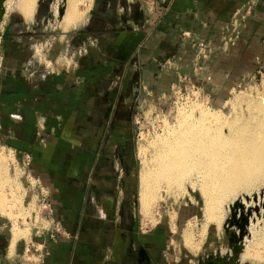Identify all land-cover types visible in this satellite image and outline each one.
Wrapping results in <instances>:
<instances>
[{
    "label": "rangeland",
    "instance_id": "374dc122",
    "mask_svg": "<svg viewBox=\"0 0 264 264\" xmlns=\"http://www.w3.org/2000/svg\"><path fill=\"white\" fill-rule=\"evenodd\" d=\"M246 1L230 12L228 21L218 28L212 41L198 32L176 31L184 38L181 42H185L181 52L193 56L192 63H184L181 58L182 64L176 62L165 69V83L160 85L154 82L163 73L159 68L160 58L144 64L143 54L151 48L147 31L151 33L150 27L155 28L163 9L173 6L172 0H106L113 6L107 9L108 19L99 20L96 25L92 23L85 30L81 27L89 23L94 0L79 1L80 16L74 19L77 22H65L67 0H37L31 17L9 6L15 0L0 5L3 14L0 15V68H8L10 72L14 68L34 67L38 71L51 70L57 54H95L89 55L92 71L85 72L89 84L86 94L97 97L95 104L79 103V108L85 110L84 117L77 118L79 122L74 127L67 125V130L78 132L70 136L74 140L72 144L80 143L82 148L89 145L100 153L91 174L102 185L100 195L84 216L82 209L77 216L69 213L62 216L52 203L51 190L32 168V152L19 148V141L25 135L10 134L0 119V184L3 186L0 196L7 198V203L0 205V264H44L47 251L55 248L50 240L74 245L116 242L118 229L122 238L132 242L131 257L124 264L257 263L244 255L250 243L253 244L254 233L264 226V183L226 196L221 202L219 221L208 227L203 212L204 197L195 183L192 186L185 181L179 186L178 182H171L169 188L158 189L146 207L141 202L147 167L168 149L170 132L183 110H195L198 114V107L203 106L226 114L234 106V95L263 96L264 22L257 26L259 34L248 33L249 20L258 1ZM146 20L149 23L144 26ZM240 41L246 47L245 52L250 47L253 50L246 55V66L251 71L234 78L231 69L225 77L220 72L229 63L221 64L220 70L209 71L214 54L228 51ZM175 55L176 52L172 58ZM70 60L65 56L64 62ZM190 65L192 68L180 70ZM15 72H18L16 79L26 78L24 71ZM30 90L27 89V94ZM38 95L44 96L41 92ZM190 105L195 109H190ZM105 198L115 204L116 219L105 214L100 204ZM67 206L68 203L64 208L68 209ZM10 241L18 242L12 254ZM109 249L104 255L110 261ZM70 250L66 246L62 252L77 254L75 249ZM99 254L95 261L101 260ZM91 261L86 264H93Z\"/></svg>",
    "mask_w": 264,
    "mask_h": 264
},
{
    "label": "crops",
    "instance_id": "0c3cea01",
    "mask_svg": "<svg viewBox=\"0 0 264 264\" xmlns=\"http://www.w3.org/2000/svg\"><path fill=\"white\" fill-rule=\"evenodd\" d=\"M245 1L172 0L173 6L163 9L161 16L158 17L159 21H156L155 28L151 26V33L147 31V42L151 48L147 54L146 52L143 54V62L145 64L151 59L157 61L160 58L161 67L159 68L163 71L158 75L157 80L154 79V82L158 85L161 82L164 84L165 69L176 64V62H179V64L184 61L189 64L192 63L193 56L190 57L189 53L181 52L182 49L184 50L181 45L185 42H181L184 41V38L180 37L181 33L176 31L198 32V35L204 39L212 41L218 34V28L228 21L230 12L234 8L237 10L243 6L247 2ZM257 1L258 5L253 10L255 11L254 15L249 20V34H259L260 29H257V26L259 23L264 22V0ZM109 7L106 0H97L96 10L98 15L101 14L106 17V11ZM146 23H149V20H146L143 25L147 26ZM175 32L176 35H174ZM144 37L143 34L141 38L143 41ZM246 41L243 40V42ZM243 46L242 41H240L228 51L214 54L209 71L214 72L213 70L218 68L220 70L222 65L228 63L229 65L222 67L224 69L222 73L220 72L225 77L231 69H234L232 74L234 78L244 74L246 70L251 71L246 66V55L249 56L253 50L250 47L245 52L246 47ZM50 51L51 49L49 54L52 55ZM175 52L178 57L176 58L175 55L172 58V54H175ZM89 55L95 54L67 52L57 54L54 58L52 57L54 69L40 70L43 71L40 74H38L40 71L36 67L28 69L14 68L11 72L8 68H0V119L2 124H5L8 129L7 132L14 136L25 135L23 140L19 141V148L32 152V168L38 178L51 190L52 203H54L57 211L59 209L62 216H65V213H73L74 209L79 208L82 200L86 199L82 195V191L79 193V199L77 198L78 189L69 185L68 178H79L80 175H75V172L90 167L94 156V148L89 145L82 148L79 146L80 143L72 144L74 140H71L70 136H72V133L78 134V132L73 130L68 132L67 130V125L74 127L76 122H79L76 121L77 118L84 117L85 110L79 108V103L84 104L87 101L89 105H94L97 98L93 94H86L89 84L85 81V72L87 70L92 71ZM65 56L67 59H71L70 62H64ZM181 58H183V62L179 61ZM153 61L151 64L155 66ZM29 66L31 67L32 64H29ZM147 67L149 68V65ZM189 67L191 65L181 67L180 70L183 71ZM18 70L20 74L24 71V74H22L26 78L16 79L15 76L18 72L15 71ZM43 80H45L44 84ZM28 88L31 89L29 94H27ZM38 92H41L44 96L39 97ZM15 119L20 125L14 122ZM70 188L75 190L76 203H70L68 206L70 210H64L67 198L66 192ZM103 208L107 212L109 210L111 214L113 213V207L110 204L105 203ZM18 242L13 243L10 241L11 254ZM50 242H53L52 246H55V248L52 252L47 251L45 261H43L44 264H86L91 261L88 260L91 259L90 257L94 260L91 261L93 264H104V259L95 261L97 258L96 252L102 246L101 242H76L75 245L71 243L64 244L61 240L55 239L50 240ZM117 242H122L119 235L117 236ZM65 245L70 247V252L75 249L77 254L72 256L63 254L62 249L63 247L66 248Z\"/></svg>",
    "mask_w": 264,
    "mask_h": 264
},
{
    "label": "bare ground",
    "instance_id": "6f19581e",
    "mask_svg": "<svg viewBox=\"0 0 264 264\" xmlns=\"http://www.w3.org/2000/svg\"><path fill=\"white\" fill-rule=\"evenodd\" d=\"M5 1L0 0V5ZM36 1L15 0L9 6L13 5L31 17ZM79 1L67 0L65 22L77 19L80 14L77 7ZM60 12L64 14L63 8ZM232 102V111L226 114L203 106L198 107V114L195 110H183L174 130L170 132L168 149L159 153L147 167L148 178L141 188L143 207H146V203L148 205L158 189L169 188L171 182H178L181 186L189 181L192 186L195 183L199 187L204 197L203 212L208 227L210 223L219 221L221 202L226 196L264 183V94L261 98L237 94ZM190 109L195 108L190 105ZM5 197L0 196V205L7 203ZM253 238V244L250 243L244 256L258 264L264 261V226L254 233Z\"/></svg>",
    "mask_w": 264,
    "mask_h": 264
},
{
    "label": "flooded vegetation",
    "instance_id": "af4514ba",
    "mask_svg": "<svg viewBox=\"0 0 264 264\" xmlns=\"http://www.w3.org/2000/svg\"><path fill=\"white\" fill-rule=\"evenodd\" d=\"M96 5H97V0H94V6L91 9V11H93V14L90 16L89 23L85 24L83 27H81L84 30L87 29V27L91 26L92 23H93V25H96V23H98L99 20L102 22V21H105V19H108L107 13H109V10L106 11V14H107L106 17H104V15H101V14L98 15L97 10H96ZM111 8L113 9V6H110L108 9H111ZM113 19L114 18L112 17V21H115ZM118 24L120 25V23H118ZM124 24H122V25H124ZM93 152H94V156H93V160L91 162L90 167L84 169L83 171L75 172V175H77V174L80 175L79 178H77V177L76 178H72V177L68 178V181L70 182L69 185L78 189L77 198L79 199V196H80L79 193H81V191H82V195L85 196V198H86L85 200H82V202H81L79 208H77V210L74 209L73 213H71L73 215L74 214L78 215L80 213V209H82V214L84 216L88 212V208L91 205L92 201H94L97 198V196H99L101 193L100 187L102 185H100L99 181L96 180L98 177H94L91 174L92 170H93L92 168H94L98 163L100 153H96L95 149L93 150ZM113 183H115V181ZM112 187H113V185H112ZM96 188H97V190L95 191ZM74 192H75V190L72 188H70V190H68V192H66V194H67L66 205H67V203H68V206L70 203H76V200L74 198L75 197ZM98 200H100V198ZM105 203L110 204L111 207H113V213L112 214L110 213L109 210L107 212L106 209L103 208V205ZM100 204H101L102 208L104 209L105 214H108V216H107L108 218H111V219L117 218L116 217V206L112 201L106 200V198H105L102 201H100ZM63 209L67 210L65 208H63ZM67 214L68 213H65V215H67ZM62 223H63V226H65L64 218H62ZM69 230L72 232L71 229H69ZM121 233H122L121 229H118V233L116 235V242H109V243L103 242V243H101L102 246H100V248L97 250V253L98 254L100 253L99 255H100L101 259H104V264H106V263L107 264H117V263L118 264H124V263H127L126 262L127 257H131V256H129V249L132 246L131 245L132 242H128L127 240L122 238ZM118 235L120 236L122 242H117V236ZM109 247H111V250L109 249ZM108 249L110 250L111 257H112L110 260L111 262L109 260H107L108 256L104 255L105 253H108Z\"/></svg>",
    "mask_w": 264,
    "mask_h": 264
}]
</instances>
